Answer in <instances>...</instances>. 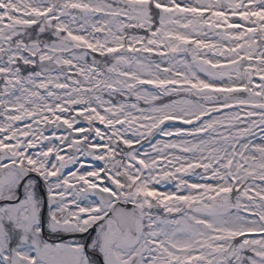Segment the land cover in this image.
Masks as SVG:
<instances>
[{
	"label": "snow or ice",
	"instance_id": "1",
	"mask_svg": "<svg viewBox=\"0 0 264 264\" xmlns=\"http://www.w3.org/2000/svg\"><path fill=\"white\" fill-rule=\"evenodd\" d=\"M0 264H264V0H0Z\"/></svg>",
	"mask_w": 264,
	"mask_h": 264
}]
</instances>
